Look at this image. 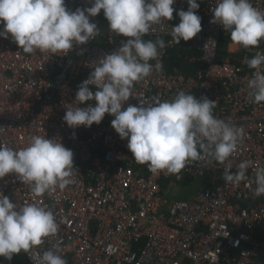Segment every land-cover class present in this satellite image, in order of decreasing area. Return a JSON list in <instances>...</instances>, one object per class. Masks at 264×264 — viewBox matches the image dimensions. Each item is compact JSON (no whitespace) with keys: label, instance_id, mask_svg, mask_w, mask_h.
I'll return each mask as SVG.
<instances>
[{"label":"built area","instance_id":"built-area-1","mask_svg":"<svg viewBox=\"0 0 264 264\" xmlns=\"http://www.w3.org/2000/svg\"><path fill=\"white\" fill-rule=\"evenodd\" d=\"M251 2L264 11V0ZM197 3L201 32L166 47L158 57L162 71L154 70L136 82V97L122 105L124 110L139 99L171 100L184 91L197 99L215 100L214 115L243 128L242 140L224 164L207 156L187 162L179 180H205L189 199L177 198L174 175L153 174L147 164L132 158L128 140L111 127L114 116L105 114L99 124L74 129L63 120L68 104L86 106L74 101L75 94L95 64L128 39L108 29L103 10L90 17L100 35L74 45L66 55L39 50L27 54L10 35L0 38V144L20 149L33 135H41L59 140L73 152L75 183L38 198L53 211L59 230L55 237L45 238L35 253L59 244L67 264L258 263L261 243L256 232H264V195H253L254 183L234 185L225 183L222 176L229 163L235 173L240 162L251 161L246 172L249 179L256 166H264V102L254 104L247 98V79L254 70L243 62L256 52L264 53V41L247 50L234 45L220 24L210 22L216 0ZM65 6L75 11L91 4L65 0ZM172 7L187 11V0H176ZM178 23L174 11L171 21L154 25L144 38H160L167 44L172 40V26ZM221 43L226 44L224 50ZM231 45L236 46L233 52L228 49ZM182 56L184 64L173 65L171 58ZM90 88L96 90L93 85ZM164 181L169 182L165 188ZM0 192L17 206L36 202L29 186L14 174L0 180ZM25 255L35 264L33 255Z\"/></svg>","mask_w":264,"mask_h":264},{"label":"clouds","instance_id":"clouds-1","mask_svg":"<svg viewBox=\"0 0 264 264\" xmlns=\"http://www.w3.org/2000/svg\"><path fill=\"white\" fill-rule=\"evenodd\" d=\"M90 7L70 11L65 0H0V38L12 41L24 53H65L74 45H83L100 35L90 17L101 10L108 29L121 40L110 53H106L89 78L84 80L75 94V102L85 107L68 104L63 117L70 128L99 124L105 114L114 116L111 127L123 139L132 158L147 164L153 174L164 172L180 179L181 171L189 160L203 156L224 164L236 151L244 130L230 121L217 118L213 110L216 101L207 97L197 99L191 93L179 91L171 100L139 99L137 105H122L136 97L133 88L155 70L163 69V50L189 41L201 32V17L196 14L197 0H187L188 9L175 10L176 0H88ZM172 40L144 37L154 25L173 19ZM211 23L220 24L229 33L234 45L244 49L256 48L264 41V11L253 6L251 0H216ZM152 61H156L155 64ZM252 69L247 79V98L254 104L264 102V53L256 52L243 61ZM90 85L95 86L93 91ZM94 102V106L92 103ZM249 160L240 162L235 173L231 164L226 166L222 179L234 185L247 181L255 184L253 195H264V166H256L249 179ZM73 152L57 139L33 135L27 146L13 149L0 144V180L14 174L28 185L36 202L17 206L0 192V257L11 261L24 252L33 255L35 264H67L59 251V244L42 254L33 250L55 237L59 230L53 211L38 198L64 190L75 183Z\"/></svg>","mask_w":264,"mask_h":264},{"label":"trees","instance_id":"trees-1","mask_svg":"<svg viewBox=\"0 0 264 264\" xmlns=\"http://www.w3.org/2000/svg\"><path fill=\"white\" fill-rule=\"evenodd\" d=\"M149 40H155L156 38H147ZM226 47L225 43H221L220 44V49L224 50ZM171 55L173 53V51L170 52ZM182 59H176L175 57H172V63L175 66H180L181 64H184V56L181 57ZM167 181L162 182V187L165 188V186H167ZM181 195V194H180ZM263 230H258L256 232V237L260 240L261 243V250H260V256H259V261L257 264H264V238H263ZM0 264H31L29 262V260L27 259L26 255L24 252H21L19 254L14 255L13 259L11 261L6 260L3 257H0Z\"/></svg>","mask_w":264,"mask_h":264},{"label":"rangeland","instance_id":"rangeland-1","mask_svg":"<svg viewBox=\"0 0 264 264\" xmlns=\"http://www.w3.org/2000/svg\"><path fill=\"white\" fill-rule=\"evenodd\" d=\"M228 49L231 52H233L236 50V46L231 45V47H229ZM173 184H174L175 189L177 188L179 189V194L177 195V198L189 199L193 196V194L198 189H200L201 187L205 185V180L203 179H185V180L174 179Z\"/></svg>","mask_w":264,"mask_h":264}]
</instances>
